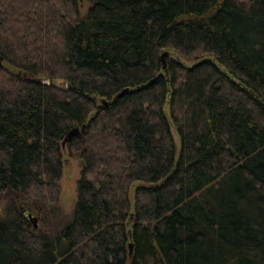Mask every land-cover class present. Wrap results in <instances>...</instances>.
Here are the masks:
<instances>
[{
	"label": "trees",
	"instance_id": "1",
	"mask_svg": "<svg viewBox=\"0 0 264 264\" xmlns=\"http://www.w3.org/2000/svg\"><path fill=\"white\" fill-rule=\"evenodd\" d=\"M83 1L0 0V264H264V0Z\"/></svg>",
	"mask_w": 264,
	"mask_h": 264
},
{
	"label": "rangeland",
	"instance_id": "2",
	"mask_svg": "<svg viewBox=\"0 0 264 264\" xmlns=\"http://www.w3.org/2000/svg\"><path fill=\"white\" fill-rule=\"evenodd\" d=\"M89 4L87 2H84L82 0V14H85L87 12ZM168 54V56L171 55V53L166 52L164 53ZM164 55L162 56V59L164 62L167 61V57H164ZM173 57V56H172ZM174 58H177V56L175 55ZM183 62H185L184 60H182ZM186 63V62H185ZM189 65H191V63H187ZM5 66L7 68L12 69L11 67L7 66L5 64ZM50 83L59 86V87H64L67 86V83H65L62 80L59 79H55V80H49ZM174 135H175V139L176 142L178 144V146H180V140H179V136L178 134L175 132L174 129ZM80 172H81V160H79L78 158L72 157L70 153L65 152L64 155V168H63V176L61 179V197H60V205L61 208L64 212L65 215L70 216L74 210L76 201H77V182L80 178ZM6 203H2L0 204V211L4 210ZM0 213V218L2 217L3 213ZM33 215H35L36 217H38V214L36 212H33ZM39 218V217H38ZM44 225L40 222V219L37 223V230L42 229L44 230Z\"/></svg>",
	"mask_w": 264,
	"mask_h": 264
},
{
	"label": "water",
	"instance_id": "3",
	"mask_svg": "<svg viewBox=\"0 0 264 264\" xmlns=\"http://www.w3.org/2000/svg\"><path fill=\"white\" fill-rule=\"evenodd\" d=\"M167 56H168V54H165V55H164V57H167ZM125 92H127V90H126ZM84 128H85V127H83V129H84ZM80 133H81V131H80V129H78V128L75 129V130H73V131H71L70 134L68 135V138L66 139V142L69 141L71 138H73V137L79 135ZM23 212H24L25 216H26V217L32 222V224L34 225L35 230H37V223H38V221H39V218L36 217V216L33 215V214H30V213L27 212L26 210H23ZM130 248H131V250H132V249H133V246L131 245Z\"/></svg>",
	"mask_w": 264,
	"mask_h": 264
}]
</instances>
